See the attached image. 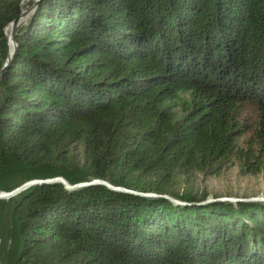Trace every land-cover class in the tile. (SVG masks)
Here are the masks:
<instances>
[{
	"label": "trees",
	"instance_id": "1",
	"mask_svg": "<svg viewBox=\"0 0 264 264\" xmlns=\"http://www.w3.org/2000/svg\"><path fill=\"white\" fill-rule=\"evenodd\" d=\"M27 1L0 0V191L40 182L0 198V264H264V200L166 188L264 171V0H34L11 54Z\"/></svg>",
	"mask_w": 264,
	"mask_h": 264
},
{
	"label": "rangeland",
	"instance_id": "2",
	"mask_svg": "<svg viewBox=\"0 0 264 264\" xmlns=\"http://www.w3.org/2000/svg\"><path fill=\"white\" fill-rule=\"evenodd\" d=\"M29 6L30 5L25 8V11L28 10ZM32 9L33 5L31 6L30 12ZM30 12L22 16L24 20L20 19L19 25L26 21L25 18H28ZM10 28L7 27V34H10L11 30L13 31V27L12 29ZM245 117L249 126L248 128L251 129V127L255 124L257 117L255 109L247 108L245 111ZM250 133L251 131L248 132L247 136L250 135ZM73 155L79 160L83 158V149L80 145L75 147ZM239 167L238 161L236 159H232L218 175L203 174L198 171H194L191 175H184L182 172H178L173 180L172 185L174 186H167L166 188L182 189V187H187L188 189L206 192L208 198L228 196L236 199L260 198L264 200V171L258 174L243 175L241 174ZM3 237H6V235ZM7 242H9V240H7Z\"/></svg>",
	"mask_w": 264,
	"mask_h": 264
},
{
	"label": "water",
	"instance_id": "3",
	"mask_svg": "<svg viewBox=\"0 0 264 264\" xmlns=\"http://www.w3.org/2000/svg\"><path fill=\"white\" fill-rule=\"evenodd\" d=\"M31 2H32V0H28L27 3L22 4V11H21L20 16L18 18H16L12 23H10L11 25H13V31H12V34H11V38H12V42H13V51L15 50L16 44H17L16 43V39H15L17 27L19 26L20 19L22 18V16L23 15H26V14H28L30 12L31 6H32L31 5ZM28 5H30L29 8H28V10L24 12V9ZM9 44H10V37H9ZM8 61H7V63H8ZM7 63L5 64L4 68L0 71V79H1V77L3 75V73H4V70H5L6 66H7ZM50 181H60V182H63L69 188H77V187L85 186V185H88L89 184L88 182H83V183H78V184H75V185H71V184H69L62 177H56V178L51 179ZM39 182H40V180L29 181V182L25 183L24 185L16 188L15 190H13L11 192H2V191H0V198H9L10 196L18 193L19 191L25 189L26 187H28V186H30L32 184H35V183H39ZM91 183H102V184H105L109 188L114 189V190L126 191V192H133L132 190L126 189L124 187L114 186V185L110 184L109 182H106V181H103V180H99V179L93 180Z\"/></svg>",
	"mask_w": 264,
	"mask_h": 264
},
{
	"label": "bare ground",
	"instance_id": "4",
	"mask_svg": "<svg viewBox=\"0 0 264 264\" xmlns=\"http://www.w3.org/2000/svg\"><path fill=\"white\" fill-rule=\"evenodd\" d=\"M24 12H25V10H24ZM21 19L24 20V18H21ZM25 19L27 20V17H26ZM24 22H25V21H24ZM9 26H10L11 28H10ZM9 26H8V28L12 29L13 25L10 24ZM6 29H7V28H6ZM11 34H12V30H11L10 34H7V35L10 37V51H11V54H12V52H13V42H12Z\"/></svg>",
	"mask_w": 264,
	"mask_h": 264
}]
</instances>
